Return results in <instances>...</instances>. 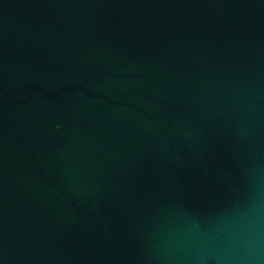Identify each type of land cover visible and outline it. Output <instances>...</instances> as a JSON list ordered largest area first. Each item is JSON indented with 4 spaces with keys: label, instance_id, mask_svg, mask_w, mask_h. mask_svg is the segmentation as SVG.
Returning a JSON list of instances; mask_svg holds the SVG:
<instances>
[{
    "label": "water",
    "instance_id": "water-1",
    "mask_svg": "<svg viewBox=\"0 0 264 264\" xmlns=\"http://www.w3.org/2000/svg\"><path fill=\"white\" fill-rule=\"evenodd\" d=\"M0 264H264V0H0Z\"/></svg>",
    "mask_w": 264,
    "mask_h": 264
}]
</instances>
